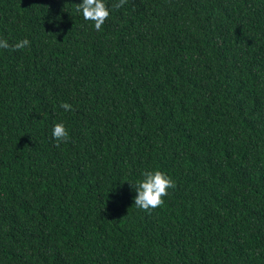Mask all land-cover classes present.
<instances>
[{
  "label": "trees",
  "instance_id": "obj_1",
  "mask_svg": "<svg viewBox=\"0 0 264 264\" xmlns=\"http://www.w3.org/2000/svg\"><path fill=\"white\" fill-rule=\"evenodd\" d=\"M79 2L0 0V264H264V0Z\"/></svg>",
  "mask_w": 264,
  "mask_h": 264
},
{
  "label": "clouds",
  "instance_id": "obj_2",
  "mask_svg": "<svg viewBox=\"0 0 264 264\" xmlns=\"http://www.w3.org/2000/svg\"><path fill=\"white\" fill-rule=\"evenodd\" d=\"M121 3H123V0H121ZM119 6V4L116 5V7ZM77 11L84 20L91 21L92 27L97 31L100 30L101 25L109 16V7L106 0H80ZM28 44L27 39H22L10 45L7 39L0 38V49L4 50L10 47L13 50L21 49ZM60 107L65 111L71 110V105L68 103H61ZM51 136L56 141L67 138L68 132L63 122H57L52 126ZM173 186L174 181L167 173L158 169L145 170L132 185L135 191L133 204L144 210L155 208L163 203L162 198L167 195V190Z\"/></svg>",
  "mask_w": 264,
  "mask_h": 264
},
{
  "label": "bare ground",
  "instance_id": "obj_3",
  "mask_svg": "<svg viewBox=\"0 0 264 264\" xmlns=\"http://www.w3.org/2000/svg\"><path fill=\"white\" fill-rule=\"evenodd\" d=\"M107 58V57H106ZM108 61V60H107Z\"/></svg>",
  "mask_w": 264,
  "mask_h": 264
}]
</instances>
